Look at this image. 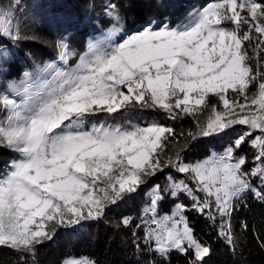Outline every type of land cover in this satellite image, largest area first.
<instances>
[{
	"label": "snow or ice",
	"instance_id": "obj_1",
	"mask_svg": "<svg viewBox=\"0 0 264 264\" xmlns=\"http://www.w3.org/2000/svg\"><path fill=\"white\" fill-rule=\"evenodd\" d=\"M103 10L112 29L102 40L79 53L62 36L55 60L0 87V150L14 154L0 170V248L20 254L22 264L27 256L37 264V246L52 241L58 228L99 220L147 187L132 230L137 251L161 258L153 264H164L172 252L185 256L186 264H208L212 246L196 236L187 213L218 223V236L234 251L230 217L237 205L249 193L264 202V0H211L178 24L161 19L128 34L120 6L110 0ZM25 11L21 0L0 3L5 75L15 49L34 38L24 34ZM210 97L218 103L210 104ZM145 109L171 120L191 116L197 131L180 144L173 128L156 120L108 122ZM235 125L247 130L223 153L185 163L180 153L189 138ZM169 144L176 150L164 158ZM244 145L253 150L251 161L237 155ZM165 169V183L149 187ZM166 201L172 202L167 212ZM133 223L123 216L116 226ZM257 240L264 250V240ZM62 264L98 262L69 256Z\"/></svg>",
	"mask_w": 264,
	"mask_h": 264
},
{
	"label": "trees",
	"instance_id": "obj_2",
	"mask_svg": "<svg viewBox=\"0 0 264 264\" xmlns=\"http://www.w3.org/2000/svg\"><path fill=\"white\" fill-rule=\"evenodd\" d=\"M10 2L11 0H0L4 6ZM21 2L26 8L22 18L25 35L45 34L48 39H54L53 42L67 35L71 48L79 53L87 49L88 41L93 35L112 27L103 10L110 0H95L91 10L84 5L89 0H21ZM111 2L116 3L122 10L123 29L130 30L161 19L171 24H178L194 9L202 8L211 0H160L168 7H159L155 0L151 3L149 0H111ZM36 46H38L36 43L28 44L27 40L20 43L15 49L10 67L4 65L8 68V72L7 75L1 73L3 76L0 79V87L5 81L19 80L24 73L34 72V69L41 66L43 62L52 61L51 54L43 55L39 61L36 56L37 52L34 50ZM249 54L252 55L251 48H249ZM261 55L264 56V53ZM77 59L78 57H74L70 63L75 64ZM252 63L255 66V61ZM255 91L256 86H250L249 95L251 96ZM229 97L231 98L232 95L229 94ZM209 102L210 104L218 103L215 97H210ZM147 111L159 114L161 121L158 117H152L154 114L146 118L157 120L173 128L180 144H184L189 132L197 131L196 121L191 116L171 120L162 111L151 109ZM208 114L209 110H205L199 116L201 124L206 122ZM108 122L118 123L117 120ZM181 133L184 135L181 136ZM241 133L229 131V133H221L217 136L198 137L195 140L189 138L187 147L183 148L180 154L185 162L203 160L213 152L223 151ZM175 150V147L169 144L165 149L164 158L172 155ZM13 155L6 150H0V170L5 168ZM237 155H247L251 161L253 150L248 145H244L242 149L237 150ZM168 171L165 169L164 173H158L153 177L149 187L152 184H164ZM146 191L147 187L136 198L110 206L104 217L99 220L83 222L81 227L58 228L52 241H46L37 246V264H62V261L69 256H86L94 259L98 264H153L154 261H159L161 258L158 256L154 257L148 252H138L132 242V230L136 224L140 223L139 216L144 205ZM183 202L190 203L187 199ZM171 208V201H166L162 206L165 212L170 211ZM123 216H130L134 219L130 228L116 226ZM187 216L196 236L212 246V255L208 264H264V250L261 249L257 240V236L264 240V202L257 200L251 193L244 196L230 217L231 230L236 241L234 251L224 239L218 236V223L214 225L195 212H188ZM244 224L248 226L246 230L243 227ZM137 234L143 236V230L138 229ZM19 255L10 249L0 248V264H22ZM26 258L28 264H32V257L27 256ZM164 264H186V257L178 252H172Z\"/></svg>",
	"mask_w": 264,
	"mask_h": 264
},
{
	"label": "rangeland",
	"instance_id": "obj_3",
	"mask_svg": "<svg viewBox=\"0 0 264 264\" xmlns=\"http://www.w3.org/2000/svg\"><path fill=\"white\" fill-rule=\"evenodd\" d=\"M107 3H109V2H107ZM95 4V0H89V2L88 3H84V5H87L88 6V8L91 10L92 9V7H93V5ZM21 18H23V15H22V17ZM23 20V19H22ZM153 22H156V23H159L160 22V20H156V21H153ZM23 24H24V22H23ZM173 25H175V24H173ZM143 26H145V25H143ZM41 27V26H40ZM140 27H142V26H139V27H136L135 29H130V30H124L123 29V34H128V33H130V32H132V31H135V30H137L138 28H140ZM42 28V27H41ZM43 29V28H42ZM111 29H112V27H110L109 29H107V30H104V31H101L100 33H98V34H96V35H93L90 39H89V41H88V44L90 43V42H94V41H99V40H102L103 38H104V36L106 35V34H108L109 32H111ZM244 31H246L247 30V27L245 26V28L243 29ZM44 33V32H43ZM253 35L255 36L256 34L255 33H253ZM29 37H34V38H32V39H28L27 40V43L28 44H30V45H32V44H37L38 46L39 45H41L42 47H38V46H36V48H34V50H35V52H37V57H38V59H39V61H41V57L43 56V55H52L53 56V59L52 60H55L56 59V57H57V48H56V42H53V40L54 39H48L47 38V36H45V34H36V35H33V34H30V35H28ZM117 38H119V36L117 37ZM58 39H60V38H58ZM58 39H56V41L58 40ZM246 43V47L248 46V42H245ZM33 50V51H34ZM31 52V51H30ZM46 62H43L42 64H40L41 66L40 67H43V65L45 64ZM35 71L34 72H27V73H33V74H35L36 73V71H37V68H35L34 69ZM2 76L3 75H1V73H0V79H2ZM22 77H23V75H22ZM21 77V78H22ZM229 94H231V95H233L231 92L229 93ZM241 102H243V100L241 101ZM148 109H145V110H143V111H136V112H132V113H130V114H125V116H124V118H118L117 119V122L118 123H124L125 122V120H129V121H131L132 123H141V124H143V121L144 120H149V119H147L146 117H148V115H151V114H154L152 117H155V118H157L158 117V119H160V121H161V117L160 116H158L159 114H156V113H154V112H148L147 111ZM147 111V112H146ZM138 117H142V119H138ZM99 119H104V117L103 116H101V117H99ZM150 119H152V118H150ZM149 121H151V120H149ZM157 121V120H156ZM160 123V122H159ZM160 124H162V125H164L165 126V124H163V123H160ZM239 126V127H238ZM236 127V128H235ZM247 130V128H246V126H243V125H235L232 129H228V130H225V132L224 133H229V131L230 132H232V133H241V132H243V131H246ZM213 136H217V135H213ZM209 137H211V136H209ZM224 151V150H223ZM223 151H219V152H213L210 156H208L207 158H205V159H203V160H206V159H208V158H210V157H212L213 156V154H221V153H223ZM197 161H199V160H197ZM200 161H202V160H200ZM191 162H196V161H191ZM185 163H190V161H188V162H185ZM181 178H182V176H181ZM58 230V229H57ZM57 230H56V232H57ZM72 257H75V258H80V257H84V256H72Z\"/></svg>",
	"mask_w": 264,
	"mask_h": 264
}]
</instances>
